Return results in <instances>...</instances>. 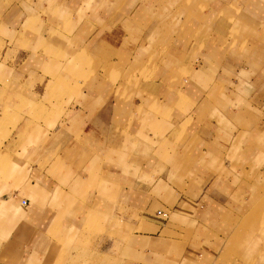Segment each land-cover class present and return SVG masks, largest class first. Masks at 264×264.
<instances>
[{"label":"crops","instance_id":"0c3cea01","mask_svg":"<svg viewBox=\"0 0 264 264\" xmlns=\"http://www.w3.org/2000/svg\"><path fill=\"white\" fill-rule=\"evenodd\" d=\"M122 2L0 0L5 247L264 264V0Z\"/></svg>","mask_w":264,"mask_h":264},{"label":"rangeland","instance_id":"374dc122","mask_svg":"<svg viewBox=\"0 0 264 264\" xmlns=\"http://www.w3.org/2000/svg\"><path fill=\"white\" fill-rule=\"evenodd\" d=\"M129 1L130 0H121V2L125 5L128 4ZM92 63L93 61L91 60L90 64ZM5 76H9V78H11L10 73L3 72L0 70V80H2V78ZM51 92L53 93V95L59 97V101H61V99H63L66 96V94L63 93L61 89L58 90L56 88H52ZM3 93L4 91L0 89V96H2ZM55 104L53 105L54 106L53 110H55L56 112L64 113L63 108L65 104H56V105ZM47 121H50V119L48 118ZM12 158L13 156L9 153H0V171L7 164H9ZM1 193H2V189H0V195ZM62 226L63 225H61L60 228ZM68 227L69 229H67ZM63 228L65 230L64 233L58 234L55 231L53 235V237L56 236L55 243L57 246L53 251L52 255L50 253L48 257L40 261L26 260V262L24 263L16 262L15 260L16 256L11 255L13 252L8 251V249L11 248L9 245L5 247L6 240L5 241L3 240V237L0 233V264H127V262H129V260L131 259L130 257H132L130 255L131 253H125V252H122L121 259L119 258V256L116 258L114 257L110 258L109 256L104 257L103 252L99 251V247H98L99 235L97 232L93 230L81 231L80 229H77L76 226L73 227L70 225H66ZM262 234L264 235V233ZM187 236H189V233L187 234ZM12 257L14 258L15 261H13ZM137 259L138 262L141 263L142 257L137 256ZM133 261H135V259H133Z\"/></svg>","mask_w":264,"mask_h":264}]
</instances>
